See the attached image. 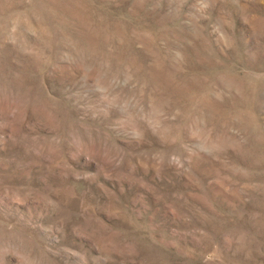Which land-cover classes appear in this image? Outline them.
<instances>
[{
	"label": "rangeland",
	"instance_id": "374dc122",
	"mask_svg": "<svg viewBox=\"0 0 264 264\" xmlns=\"http://www.w3.org/2000/svg\"><path fill=\"white\" fill-rule=\"evenodd\" d=\"M0 264H264V0H0Z\"/></svg>",
	"mask_w": 264,
	"mask_h": 264
}]
</instances>
